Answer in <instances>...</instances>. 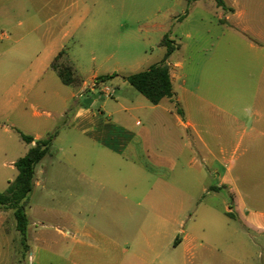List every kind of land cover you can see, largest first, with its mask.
Here are the masks:
<instances>
[{"label": "crops", "instance_id": "1", "mask_svg": "<svg viewBox=\"0 0 264 264\" xmlns=\"http://www.w3.org/2000/svg\"><path fill=\"white\" fill-rule=\"evenodd\" d=\"M224 1L227 8L218 5L216 0H212L211 8L230 31L242 36L237 41L254 54L246 77L249 82L228 92L232 98L220 96L222 101L213 98L217 93L209 92L207 108L200 107L202 120L196 121L186 115L188 98L193 95L198 101L206 99L199 95L198 84L194 89L187 87L188 81L178 71L183 63L170 60V55L167 62L174 95L146 107L154 112L159 110L160 115L165 116L171 105H181L178 111L184 116L176 115L177 123L202 146L201 150H183L177 156H190L187 171L206 175L200 168L206 165L208 173L218 178L217 185H206L203 190L216 193L223 188L229 192L237 190L236 180L231 175L232 166L225 167V164L241 150L244 159L241 174L252 176L255 172L257 175L254 183L256 210L248 209V202L240 191L239 195L232 196L234 207L226 206L225 211L237 212L245 225L263 234L264 207L260 206H264V27L260 24L258 27L255 21L257 16L264 14V2ZM83 4L58 1L57 8L50 7L48 14L62 13L64 18L60 25L49 24L44 29L42 25H31L23 29L25 34L14 41L9 64L0 62V136L19 137L23 142L21 157L36 140L58 130L51 150L37 166L31 192L34 200L30 210L35 218L37 242L45 237L50 240L47 245L49 264H201L199 258L196 263L192 261L197 256L198 235L186 229L178 233L190 215L188 206L181 199L153 194L156 190H166V179L158 177L156 169L137 161L139 157L133 144L138 134L130 123L113 119L115 114L131 108L120 96L114 108L97 95L98 88L103 86L102 91L112 96L113 91L107 83L114 78L98 82V76L116 73L126 83L124 76L131 73H126L125 65L114 52L98 62L94 48L88 50L89 59L96 67L88 70L84 39H77L74 46L69 45L77 30L83 28L86 35L100 27L99 15L103 14V9L96 1L92 6L88 0ZM73 14L79 18L73 21L69 17ZM231 46L230 43L227 48ZM64 48L84 77L79 87L64 84L51 68L52 60ZM229 51L225 48V59ZM7 53L6 50L0 52V58ZM109 61H114V71L101 73V66ZM40 107L44 110L40 111ZM20 131L33 136V143L25 142ZM212 142L220 144L218 150L210 145ZM57 143L69 145L56 146ZM19 157L12 159V168ZM153 175L158 179L155 190L150 184ZM251 178L248 177V181ZM174 188L183 190L181 184ZM44 226L52 230H40ZM0 227L7 233L2 215ZM60 235L63 241L57 240ZM35 246V253L40 254L38 251L43 247ZM180 250L182 256H179ZM210 255L207 250L205 256L210 258ZM34 258L42 260L39 255Z\"/></svg>", "mask_w": 264, "mask_h": 264}, {"label": "rangeland", "instance_id": "2", "mask_svg": "<svg viewBox=\"0 0 264 264\" xmlns=\"http://www.w3.org/2000/svg\"><path fill=\"white\" fill-rule=\"evenodd\" d=\"M58 1L60 0H0V52L5 50L9 52L7 55L2 54L0 62L4 65L9 64L8 57L12 54L14 41L19 35L25 34L23 29L31 25H42L43 29L49 24L60 25L64 18L62 13L48 14L50 7L57 8ZM86 1L71 0L79 6H84L83 3ZM88 1L90 6L96 1L103 9V14L99 15L100 27L86 35L81 28L74 34L75 38L69 42L70 46H74L78 43L77 39H84L87 51L84 57L86 69L96 67L89 59L88 50L94 48L99 57L98 62L110 52H114L115 57L125 65L126 73L144 70L164 58L167 48L161 45V41L168 34L180 45L171 54L170 60L183 63L178 71L188 81L187 87L194 89L198 84L199 95L206 99L198 101L193 95L188 98L186 115L196 121L202 120L200 107L207 108L209 92L217 93L213 98L217 97L222 101L220 96L232 98L233 95H228V92H234L235 89L249 82L246 77L251 70L250 58L254 54L237 41L242 36L230 31L224 20L220 19L218 13L211 8L212 0L196 3L188 0ZM69 17L73 21L79 18L74 14ZM257 18L255 22L258 27L259 24L264 27V14ZM86 24L87 22L84 21V25ZM230 43L232 46L227 48ZM225 48L230 49L226 59ZM114 67V61L104 62L99 71L110 73L114 71ZM107 86L113 91V95L110 96L102 91V86L97 92L102 100H107L115 108L118 106L116 99L120 96L126 106L131 108L129 111L123 110L115 114L113 119L126 120L137 132L138 137L133 144V149L139 157L137 161L156 169L159 173L158 177L165 178L168 183L165 191L156 190L153 194L161 198L181 199L188 206L190 215L185 218L178 233L181 234V229H186L198 235L197 256L192 261L196 263L199 258L201 264H264V233L260 234L255 227L245 225L237 212L229 214L225 211L226 206L234 207L232 196L239 195L240 191L248 202V209L252 212L256 210L254 183L257 181L255 180L257 175L255 172L252 176L241 174V164L244 161L241 150H238L232 160H227L225 164V167L232 166L231 175L236 180L237 190L229 192L228 189L223 188L220 189V193L203 190L206 185H217L218 178L216 174L208 173L210 170L206 165L200 167L206 175L187 171L190 156L187 158L177 156L183 150L197 151L201 150L202 146L200 142L194 140L191 133L187 134V130L177 123L176 115L184 116L181 110L178 111L181 105L178 107L171 105L166 115L162 116L159 110L157 112L149 110L146 106L152 103L128 82L124 83L123 77L119 74L115 75ZM96 107L100 109L99 106ZM39 110L43 111L44 108L40 107ZM22 144L17 136L13 138L0 136L1 192L7 191L9 182L17 175L18 170L16 167L12 168L10 163L12 159L23 153ZM61 145L69 144H56V146ZM210 145L215 150L220 146L218 142H212ZM53 150L56 151L57 148ZM158 163H161V166H158ZM199 163H203L202 159H199ZM209 168H212L211 164ZM248 177H252V180L248 181ZM157 180L156 175L151 177L150 184L154 190ZM176 184H181L183 190L176 191L174 188ZM33 200L31 193L27 210L30 221L28 251L21 242L13 210H0L3 226L7 230L6 233L0 227V264H49L47 245L50 240L45 237L40 240L42 243H38L34 233L35 218L33 211L30 210ZM43 229L52 230L48 226L40 230ZM59 237L60 239L57 240L63 241V236ZM37 244L43 247L38 251L40 254L35 253ZM207 250L211 254L210 258L205 256ZM36 255L42 260H35ZM179 256H182L181 250Z\"/></svg>", "mask_w": 264, "mask_h": 264}, {"label": "trees", "instance_id": "3", "mask_svg": "<svg viewBox=\"0 0 264 264\" xmlns=\"http://www.w3.org/2000/svg\"><path fill=\"white\" fill-rule=\"evenodd\" d=\"M190 2L195 0H188ZM218 5L227 8L224 0H216ZM161 45L166 46L167 51L164 58L157 63L151 64L148 68L124 76L125 80L142 93L152 104H159L164 98H171L174 95V87L171 79L170 65L167 60L170 55L179 48V44L166 34ZM51 68L57 73L62 82L66 85L79 87L84 82V77L78 71L74 62L68 56L66 48L62 49L51 62ZM114 74H103L98 76V82H105L112 79ZM58 133L55 130L46 137L38 139L27 153L19 157L14 165L18 174L10 182L6 192L0 191V210L12 209L16 220V228L20 233L24 249L28 251L29 244V195L34 189V180L38 164L46 157L51 150L53 141ZM20 137L27 143H33L34 138L29 134L20 131ZM179 237L176 239L178 242Z\"/></svg>", "mask_w": 264, "mask_h": 264}]
</instances>
